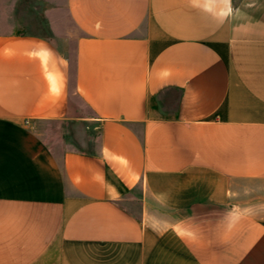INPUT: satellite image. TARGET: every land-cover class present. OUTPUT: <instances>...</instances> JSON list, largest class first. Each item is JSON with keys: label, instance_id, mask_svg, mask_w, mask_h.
<instances>
[{"label": "crops", "instance_id": "crops-1", "mask_svg": "<svg viewBox=\"0 0 264 264\" xmlns=\"http://www.w3.org/2000/svg\"><path fill=\"white\" fill-rule=\"evenodd\" d=\"M33 1L0 0V264H264V0Z\"/></svg>", "mask_w": 264, "mask_h": 264}, {"label": "rangeland", "instance_id": "rangeland-1", "mask_svg": "<svg viewBox=\"0 0 264 264\" xmlns=\"http://www.w3.org/2000/svg\"><path fill=\"white\" fill-rule=\"evenodd\" d=\"M30 2V7H32L33 5V0H29ZM17 24V23H16ZM3 25V24H2ZM16 28L17 29H27V25H26V22L24 23H19L16 25ZM70 55L71 57L73 58V51L70 52ZM65 128L66 132H67V135L70 134L68 133V129L70 128V126H66V127H63ZM82 129V128H80ZM60 130H61V125L58 123V122H51V121H48V122H41L40 125H39V128H38V131H40L42 133V135H44L47 139L48 142L50 143H53L54 140H56V137H58V135H60ZM72 134V133H71ZM84 136V135H82ZM85 137H83V139L79 138L78 141H79V144L86 148V149H92V148H95V143L93 141H85L84 139ZM94 141L97 140V134L94 136V138L92 139Z\"/></svg>", "mask_w": 264, "mask_h": 264}]
</instances>
